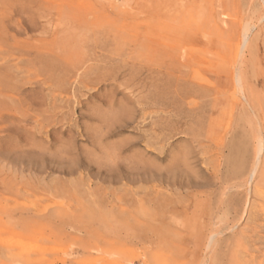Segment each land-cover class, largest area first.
Segmentation results:
<instances>
[{"label": "rangeland", "instance_id": "obj_1", "mask_svg": "<svg viewBox=\"0 0 264 264\" xmlns=\"http://www.w3.org/2000/svg\"><path fill=\"white\" fill-rule=\"evenodd\" d=\"M263 3L0 0V264H264V119L235 89L247 61L264 107ZM47 92L65 119L18 122Z\"/></svg>", "mask_w": 264, "mask_h": 264}, {"label": "bare ground", "instance_id": "obj_2", "mask_svg": "<svg viewBox=\"0 0 264 264\" xmlns=\"http://www.w3.org/2000/svg\"><path fill=\"white\" fill-rule=\"evenodd\" d=\"M260 2V1H259ZM261 3V2H260ZM264 4V3H263ZM45 6V5H44ZM261 7V6H260ZM255 8V7H254ZM45 9V8H44ZM253 9V8H252ZM262 9V8H261ZM263 10V9H262ZM47 12V11H46ZM45 12V13H46ZM50 12V11H49ZM63 12V11H62ZM263 15H264V13H263ZM260 20L261 19H264V16H262L261 18H259ZM258 20V19H257ZM248 21H250V20H248ZM252 21V20H251ZM250 21V22H251ZM255 21V20H254ZM263 21V20H262ZM118 22V21H117ZM121 22V21H120ZM259 22V21H258ZM254 23V22H253ZM62 24V23H61ZM60 24V25H61ZM66 24V23H65ZM258 24H260V23H258ZM63 25V24H62ZM252 25L253 24H248V22H247V24L245 25V27L244 28H242L243 29V45H242V49H244L248 44H249V35H250V32H251V27H252ZM264 25V24H263ZM65 26V25H64ZM242 27V26H241ZM240 27V28H241ZM61 28V27H60ZM263 29H264V27H263ZM59 31H62V30H59ZM263 31V30H262ZM241 32V31H240ZM61 33V32H60ZM263 34V33H262ZM47 35V34H46ZM58 36V35H57ZM256 41H258L257 39H255ZM262 40V39H261ZM264 40V39H263ZM253 43V42H252ZM261 46V45H260ZM252 47V46H251ZM250 47V48H251ZM246 49V48H245ZM252 49V48H251ZM250 49V50H251ZM249 50V51H250ZM244 51V50H243ZM248 51V52H249ZM238 52V51H237ZM252 52V51H251ZM250 53V52H249ZM236 56V55H235ZM242 56V55H241ZM240 56V57H241ZM244 56V55H243ZM253 56V55H252ZM255 56V55H254ZM235 59V58H234ZM252 60H254L253 58H252ZM241 61V60H240ZM255 61V60H254ZM247 62V61H246ZM244 60L243 61H241V63L239 62H237V65L239 64V67L237 68V73L235 72V74H236V76H235V84H236V95L239 97V98H241L242 100H245L246 102H247V105H248V107L249 108H247L246 106H244V103L242 104L244 107H246L247 109H250L251 111H253L254 112V117H255V121L254 122H261L260 120H262V119H264V107H263V105H261L260 103H259V101L257 100V99H259V95H254L253 94V91H255V90H253V86L251 87V82H250V80H249V78L247 77V67H249V66H247V63H246ZM250 64V63H249ZM252 65V64H251ZM26 66V65H25ZM11 67V66H10ZM16 67V66H15ZM19 67V66H18ZM85 67V66H84ZM253 67V66H252ZM6 68V67H5ZM7 68H9V67H7ZM6 68V69H7ZM14 68V67H13ZM12 68V69H13ZM21 68V67H20ZM34 68H36V67H34ZM47 68H49V70L50 71H56L57 69H58V66L57 65H49V66H47ZM25 69V68H24ZM7 70H9V69H7ZM20 70V69H19ZM34 70V69H33ZM10 71V70H9ZM25 71H26V69H25ZM50 71L48 72V73H50ZM58 71H60V69H58ZM250 71V70H249ZM8 72V71H7ZM27 72V71H26ZM29 72V71H28ZM61 72V71H60ZM12 73V72H11ZM19 74H20V71L18 72ZM35 73V72H34ZM48 73H46V74H48ZM56 73H58V72H56ZM78 73V72H77ZM80 73V72H79ZM254 72H252V73H250V74H253ZM31 74H32V72H31ZM117 74H118V72H117ZM234 74V73H233ZM14 75V74H13ZM17 75V74H16ZM36 75V74H35ZM35 75L33 74V76L35 77ZM53 75V74H52ZM254 75V74H253ZM24 76V75H23ZM31 76V75H30ZM60 76V75H59ZM14 77H15V75H14ZM32 77V76H31ZM30 77V78H31ZM251 77V76H250ZM252 77H254L255 78V76H252ZM29 78V79H30ZM15 79H16V77H15ZM15 79H14V81H15ZM20 79V78H19ZM18 78H17V81L19 80ZM33 79V78H32ZM40 79V78H39ZM43 79V78H42ZM77 79H78V77H77ZM89 79V78H88ZM21 80H23V78H21ZM21 80L19 81V85L20 86H22L21 84L22 83H20L21 82ZM65 80V79H64ZM60 80V81H56L57 82V90L59 89V91H66V89H67V86H66V84H67V81L68 80ZM232 80L234 81V77L232 78ZM263 80V79H262ZM13 80H11V82L13 83L14 82ZM78 81V80H77ZM16 82V81H15ZM24 82H26V81H24ZM34 82H36V81H34L33 80V85H35L34 84ZM45 82V81H44ZM69 82V81H68ZM79 82V81H78ZM27 83V82H26ZM251 83V84H250ZM15 84V83H14ZM25 84V83H24ZM120 84V83H119ZM123 84V83H122ZM234 84V85H235ZM26 85V84H25ZM29 85V84H28ZM31 85V84H30ZM44 84H42V86H43ZM45 85H48V84H45ZM82 85V84H81ZM261 85H263L264 86V80L263 81H261V80H257V82H256V86L258 87V86H261ZM37 86V85H36ZM50 86V85H49ZM48 86V87H49ZM73 86H74V84H73ZM120 86V85H119ZM133 86V85H132ZM48 87L46 88V89H48ZM51 87V86H50ZM80 87H82V86H80ZM73 88V87H72ZM121 88V87H120ZM128 88V87H127ZM254 88H255V86H254ZM22 89V88H21ZM39 90H40V88H38ZM52 89V88H51ZM84 89V88H83ZM49 90V89H48ZM86 90V89H85ZM131 90H132V87H131ZM253 90V91H252ZM89 91V90H88ZM137 93L139 92V91H137V90H135ZM45 92H46V90H45ZM49 92H51V91H49ZM82 92V91H81ZM175 92V91H174ZM229 92V91H228ZM14 93H16V91L14 92ZM22 93V92H21ZM83 93V92H82ZM134 93V92H133ZM17 94V93H16ZM15 94V95H16ZM47 94H48V92H47ZM56 93H52V94H48V95H40L39 97H37V98H32V99H30V98H26V97H17V99L14 101V105L12 106V107H19L20 109H19V111H18V113L20 114V118H18L17 120H18V122H22L24 125H25V127H29V122H30V120H31V117L32 116H35V115H33L32 114V112H34L35 114H36V121L34 122V125H35V127H34V130H36V128L38 129L39 128V130L40 131H42V129L44 128L43 126H45V124H47V123H49V122H51V121H58V124H59V122H61V119H62V121L65 119V116L62 114V112H61V114L62 115H56V114H53V112L55 113V109L57 108V104L59 103V101H62V97H64V96H62V97H60L59 95H55ZM61 94V93H60ZM64 95H65V93H63ZM85 94V93H84ZM83 95V94H82ZM18 96V95H17ZM36 96V95H35ZM85 96V95H84ZM138 96V95H137ZM136 96V97H137ZM140 96V95H139ZM30 97V96H29ZM135 97V98H136ZM231 97V96H230ZM8 98H10V97H8ZM12 98V97H11ZM64 99V98H63ZM69 99V98H68ZM73 99V98H72ZM75 99V98H74ZM5 100H6V98H5ZM11 100V99H10ZM12 100H14V99H12ZM70 100V99H69ZM76 100V99H75ZM135 100V99H134ZM240 101V100H239ZM77 102V101H76ZM61 104V103H60ZM151 104V103H150ZM64 105V104H63ZM78 106V105H77ZM10 107V106H9ZM79 107V106H78ZM152 107H153V105H152ZM170 107V106H169ZM3 108V107H2ZM243 108V107H242ZM14 109V108H13ZM17 109V108H16ZM58 109H61V108H59L58 107ZM67 109V108H66ZM246 109V110H247ZM5 110V109H4ZM69 110V109H68ZM145 110V109H144ZM147 110V109H146ZM242 110V109H241ZM250 110H249V112H250ZM1 111H3V110H1ZM6 111V110H5ZM16 111V110H15ZM61 111V110H60ZM62 111H63V109H62ZM243 111V110H242ZM121 112H122V110H121ZM142 112H144V111H142ZM146 112V111H145ZM68 113V112H67ZM70 113V112H69ZM76 113V112H75ZM123 113V112H122ZM241 113V112H240ZM247 113V112H246ZM251 113V112H250ZM15 114H16V112H15ZM146 114V113H145ZM242 114V113H241ZM253 114V113H252ZM138 115V114H137ZM136 115V116H137ZM144 115V114H143ZM246 115V114H245ZM242 116V115H241ZM248 116V115H247ZM252 116V115H251ZM68 117V116H67ZM111 117H113V119H114V116H111ZM249 117V116H248ZM2 118V117H1ZM69 118V117H68ZM128 118V117H127ZM136 118V117H135ZM15 119V118H14ZM33 119H35V118H33ZM129 119V118H128ZM127 119V120H128ZM138 119V118H137ZM143 119V118H142ZM117 120V119H116ZM115 120V121H116ZM67 121V120H66ZM249 121V120H248ZM262 122H263V120H262ZM55 123V122H54ZM65 123V122H64ZM66 123H68V122H66ZM166 123V122H165ZM243 123H244V121H243ZM248 123V122H247ZM173 124V123H172ZM246 124V123H245ZM32 125V124H31ZM33 125V126H34ZM66 125V124H65ZM178 125V124H177ZM242 125V124H241ZM104 126H105V124H104ZM107 126V125H106ZM172 126V125H171ZM179 126V125H178ZM246 126V125H245ZM255 127H256V125H255ZM47 128V127H46ZM171 128V127H170ZM175 128V127H174ZM179 128V127H178ZM246 128V127H245ZM247 128H249V127H247ZM48 129V128H47ZM173 129V128H172ZM180 129V128H179ZM192 129V128H191ZM250 129V128H249ZM263 129V128H262ZM2 130V129H1ZM178 130V129H177ZM251 130V129H250ZM14 131H16V130H14ZM263 131V130H262ZM37 132V131H36ZM51 132V131H50ZM58 132V131H57ZM255 132V131H254ZM176 133V132H175ZM194 133H196V132H194ZM252 133V132H251ZM37 134V133H36ZM47 134H48V131H47ZM57 134V133H56ZM155 134H157V133H155ZM51 135V134H50ZM153 135H154V133H153ZM254 135V134H253ZM259 135V134H258ZM260 136V135H259ZM19 137V136H18ZM156 137V136H155ZM251 137H252V135H251ZM260 139V138H259ZM152 140V139H151ZM150 140V141H151ZM196 140V139H195ZM234 141H233V143L235 142V139H233ZM60 141V140H59ZM156 141V140H155ZM155 141H154V143H155ZM258 141V140H257ZM256 141V143H258ZM197 142V141H196ZM199 142V141H198ZM237 142V141H236ZM52 143V142H51ZM161 143H163V142H161ZM160 143V144H161ZM232 143V144H233ZM238 143V142H237ZM23 144V143H22ZM150 144H151V142H150ZM236 144V143H235ZM154 145V144H153ZM23 146V145H22ZM30 146H34V144L32 143ZM157 146V145H156ZM230 146V145H229ZM18 147V146H17ZM25 147V146H24ZM149 147V146H148ZM152 147V146H151ZM158 147V146H157ZM235 147H239V146H232V149L233 148H235ZM26 148V147H25ZM115 148V147H114ZM43 149V148H42ZM61 149V148H60ZM148 149V148H147ZM149 149H150V147H149ZM236 149V148H235ZM239 149V148H238ZM238 149H237V151H238ZM37 150V149H36ZM51 150V149H50ZM65 150V149H64ZM113 150V149H112ZM153 150V149H152ZM111 151V150H110ZM116 151V150H115ZM150 151V150H149ZM202 152H203V150H201ZM5 152V151H4ZM55 152V151H54ZM39 153H40V155H41V159H42V167H41V169L42 170H45V169H56V167L57 166H59L60 164H61V160H62V158H63V156H62V158L60 159V157H61V155L64 153V152H60L59 154H57V157L55 156H53V157H47L46 156V152H44V151H41V150H39ZM201 153V152H200ZM204 153V152H203ZM261 153V141H259V145H258V151H257V155H258V157H257V160H256V166H255V168H254V170L251 172V175H253L254 173H255V171H256V168H257V165H258V163H259V160H260V154ZM16 154H17V152H16ZM15 154V155H16ZM37 154V153H36ZM111 154H113V153H111ZM205 154V153H204ZM204 154H202V155H204ZM239 154H240V151H239ZM53 155V154H52ZM112 156H114V154L112 155ZM231 156H232V154H231ZM59 157V158H58ZM60 159V160H58V159ZM117 158V157H116ZM233 158H234V154H233ZM235 159V158H234ZM115 160V159H114ZM229 160V159H228ZM227 161V160H226ZM235 161V160H234ZM116 163V162H115ZM227 163V162H226ZM236 163V162H235ZM230 164H232L231 166H233V163L232 162H230ZM37 166H39L38 164H36ZM236 165H238V164H236ZM234 167H235V165H234ZM235 169H237V168H235ZM232 170H233V168H232ZM4 171V170H3ZM230 173V172H229ZM233 173H235L236 174V171L234 172L233 171ZM232 174V173H231ZM235 174H234V176H235ZM20 175V174H19ZM229 175V174H228ZM218 176V175H217ZM230 177V176H229ZM182 179V178H181ZM224 179V178H223ZM228 180V179H227ZM43 181V180H42ZM41 181V182H42ZM188 181V180H187ZM224 182H225V180H224ZM222 183V182H221ZM231 201V200H230ZM166 202V201H165ZM164 202V203H165ZM234 202V201H233ZM226 203H228V202H226ZM229 204V203H228ZM159 205V204H158ZM223 205V204H222ZM231 205H233V204H231ZM231 205H229V206H231ZM224 206V205H223ZM226 206V205H225ZM251 217V216H250ZM250 221V220H249ZM138 236V235H137ZM138 238V237H137ZM211 238H213V236L211 237ZM139 239V238H138ZM239 240V239H238ZM251 240V239H250ZM216 241V240H215ZM242 241V240H241ZM210 242H212V240L210 241ZM245 242H246V240H245ZM247 243H249V242H247ZM252 246V245H251ZM246 248V247H245ZM250 248V247H249ZM247 249V248H246ZM246 253V252H245Z\"/></svg>", "mask_w": 264, "mask_h": 264}]
</instances>
